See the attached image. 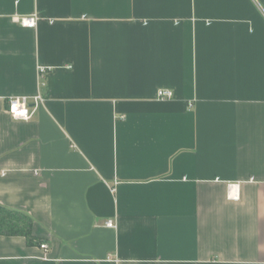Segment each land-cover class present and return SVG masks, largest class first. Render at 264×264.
<instances>
[{
	"label": "crops",
	"instance_id": "obj_1",
	"mask_svg": "<svg viewBox=\"0 0 264 264\" xmlns=\"http://www.w3.org/2000/svg\"><path fill=\"white\" fill-rule=\"evenodd\" d=\"M0 205V264H264V0H0Z\"/></svg>",
	"mask_w": 264,
	"mask_h": 264
},
{
	"label": "built area",
	"instance_id": "obj_2",
	"mask_svg": "<svg viewBox=\"0 0 264 264\" xmlns=\"http://www.w3.org/2000/svg\"><path fill=\"white\" fill-rule=\"evenodd\" d=\"M18 22L21 26L26 28H35L37 24L36 16L23 17L18 19ZM50 68L45 66L38 67V73L43 78L47 71ZM173 97V93L168 89H158L156 92V98L158 100H169ZM35 105H40L44 102V98L41 95H37L33 98ZM6 110L8 115L15 121H28L31 118V113L29 111L28 99L27 97H15L9 98L6 102ZM238 184H229L228 185V195L227 197L230 200H238ZM105 226L107 228H114V222L111 220L106 221ZM41 249L45 250L47 248L46 245H41Z\"/></svg>",
	"mask_w": 264,
	"mask_h": 264
},
{
	"label": "trees",
	"instance_id": "obj_3",
	"mask_svg": "<svg viewBox=\"0 0 264 264\" xmlns=\"http://www.w3.org/2000/svg\"><path fill=\"white\" fill-rule=\"evenodd\" d=\"M32 228L33 221L29 216L0 205V236H22L27 244H33Z\"/></svg>",
	"mask_w": 264,
	"mask_h": 264
}]
</instances>
